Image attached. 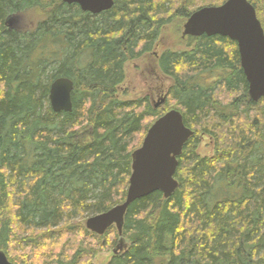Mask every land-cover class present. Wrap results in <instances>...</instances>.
Returning <instances> with one entry per match:
<instances>
[{"label":"trees","instance_id":"1","mask_svg":"<svg viewBox=\"0 0 264 264\" xmlns=\"http://www.w3.org/2000/svg\"><path fill=\"white\" fill-rule=\"evenodd\" d=\"M248 1L264 30V0ZM202 6L114 0L92 15L61 0H0V250L10 262L21 238L32 264H91L76 235L87 232L84 214L124 202L131 154L170 109L169 100L154 109L146 98L119 99L124 64L150 52L174 17L185 22ZM33 9L42 17L32 29L8 28V17ZM185 45L157 59L173 81L171 109L193 132L177 157L178 186L128 206L127 246L107 264H264V97L250 99L236 42L203 35ZM58 77L73 81L71 112L50 107ZM204 136L211 155L196 152ZM104 234L119 238L115 226ZM50 237L43 256L49 243L38 241Z\"/></svg>","mask_w":264,"mask_h":264},{"label":"water","instance_id":"2","mask_svg":"<svg viewBox=\"0 0 264 264\" xmlns=\"http://www.w3.org/2000/svg\"><path fill=\"white\" fill-rule=\"evenodd\" d=\"M67 5L77 4L83 12L98 15L110 10L114 0H61ZM222 36L237 44L240 67L247 82L250 99L257 102L264 97V31L248 0H226L217 6H203L193 11L183 24L182 37ZM49 101L55 113L72 110V81L65 77L50 85ZM165 97L161 98L160 103ZM192 135L179 111L171 110L157 119L147 130L141 145L131 154V173L125 200L106 212L90 216L86 228L98 235L114 225L120 236L121 249L124 215L136 199L154 192L168 198L178 186L174 174L177 157ZM116 253V250H114ZM0 264H12L0 251Z\"/></svg>","mask_w":264,"mask_h":264},{"label":"rangeland","instance_id":"3","mask_svg":"<svg viewBox=\"0 0 264 264\" xmlns=\"http://www.w3.org/2000/svg\"><path fill=\"white\" fill-rule=\"evenodd\" d=\"M195 1L197 2V4L203 6H212V4H209V2L220 0ZM39 15L42 17L41 13H39L37 10H29L21 16L14 15L8 17L6 25L8 26V28H16L17 30L21 27L32 29L36 22L40 20L38 19ZM183 24L184 20L182 18H178L177 16L174 17L171 23L166 24L160 29L159 37L150 52H148L147 54H143L137 59L127 61L124 64L125 80L117 88V96L119 99L133 100L146 98L147 102L153 106L154 103L161 100L162 97H165L166 102L168 100L170 101L168 102L170 105L169 108L171 109V107H173L174 102L170 100L168 95V90L173 81L171 78L160 72L157 65V59L164 50L181 51L186 49L185 38L182 37ZM162 106L159 107L161 108ZM204 139L205 140H202L197 144L196 152L201 156L211 155V153L213 154V148L211 144L207 143L208 137L204 136ZM84 215L86 216L85 219L81 220V225L83 226V228L86 219L90 217L91 214L86 213ZM79 217V214L76 215L77 219ZM77 221L78 220L74 221V223ZM54 234L55 236L57 235V233L55 232ZM92 234L94 233L88 230L86 233L83 231H79L78 233H76L77 240L80 242V246H82L81 248L91 250L94 253L92 259L90 260L91 264H107L110 257L112 256V249L114 248L117 238L109 235L105 240L103 237L105 234L102 237H97ZM71 237V235H67V237L65 238L71 240ZM19 240L20 242L18 244L15 243L12 245V260L16 264H32V253L28 252V248H32L31 243L29 244L26 241L21 242V238H19L18 241ZM114 240L115 242H113ZM38 242L43 244L49 243V250H40L41 253L46 252L42 253V255L44 256V254L47 255L52 248L54 239L53 237H50V239L48 240L40 238ZM67 242H64L62 246H60V249L63 250L65 246L67 247ZM44 261L45 260L40 259L38 261V264H44Z\"/></svg>","mask_w":264,"mask_h":264},{"label":"bare ground","instance_id":"4","mask_svg":"<svg viewBox=\"0 0 264 264\" xmlns=\"http://www.w3.org/2000/svg\"><path fill=\"white\" fill-rule=\"evenodd\" d=\"M248 2H249V1H248ZM249 3H250V2H249ZM250 4H251V3H250ZM251 5H252V4H251ZM252 6H253V5H252ZM253 8H254V6H253ZM196 10H197V9H196ZM254 10H255V8H254ZM194 11H195V10H194ZM255 14H256V11H255ZM256 17H257V16H256ZM257 19H258V18H257ZM259 22H260V21H259ZM260 24H261V23H260ZM261 27H262V25H261ZM262 29H263V28H262ZM263 31H264V30H263ZM58 78H60V77H58ZM65 78H67V77H65ZM56 79H57V78H56ZM56 79H54V80H56ZM68 79H69V78H68ZM54 80H53V81H54ZM70 80H71V79H70ZM53 81H52V82H53ZM71 81H72V80H71ZM52 82H51V83H52ZM51 83H50V85H51ZM72 84H73V81H72ZM49 88H50V86H49ZM73 89H74V84H73ZM72 92H73V90H72ZM49 94H50V89H49ZM48 99H49V95H48ZM71 100H72V93H71ZM160 101H161V100H159L158 102L154 103L153 107H154V108L159 107L160 105H162V104L165 102V99H164V101H163L162 103H160ZM49 103H50V101H49ZM50 107H51V105H50ZM171 110H175V109H171ZM171 110H170V111H171ZM176 111H178V110H176ZM70 112H71V111H70ZM168 112H169V111H168ZM168 112H166V113H168ZM59 113H60V112H59ZM166 113H165V114H166ZM165 114H163V115H165ZM163 115H162V116H163ZM162 116H160V117H162ZM160 117H158L157 119H159ZM157 119H156V120H157ZM156 120H155V121H156ZM155 121H154V122H155ZM154 122H153V123H154ZM153 123H152V124H153ZM149 128H150V127H149ZM188 129H189V128H188ZM189 130H190V129H189ZM190 131H191V130H190ZM192 134H193V132H192ZM189 138H190V137H189ZM189 138H188V139H189ZM185 143H186V142H185ZM185 143H184V144H185ZM183 146H184V145H183ZM182 148H183V147H182ZM181 153H182V151H181ZM111 226H114V225H111ZM111 226H110V227H111ZM85 227H86V226H85ZM110 227H109V228H110ZM115 228H116V227H115ZM86 229H87V228H86ZM87 230H88V229H87ZM117 232H118V231H117ZM121 238H122V240H123L122 248H121L120 250L117 249V245H118V243H119V239H120V236H119V238H118V240H117V244L115 245V247H114L113 250H112V253H113L114 255H117V254L123 252L124 249H125L126 246H127V242L125 241V239H124L122 236H121ZM114 250H116V253H114ZM0 251H2V250H0ZM2 252H3V251H2ZM3 253H4V252H3ZM4 255H5V257L7 258V256H6L5 253H4ZM7 260H8V258H7ZM8 261H9V260H8ZM9 262H10V261H9ZM10 263H12V262H10ZM12 264H14V263H12Z\"/></svg>","mask_w":264,"mask_h":264},{"label":"flooded vegetation","instance_id":"5","mask_svg":"<svg viewBox=\"0 0 264 264\" xmlns=\"http://www.w3.org/2000/svg\"><path fill=\"white\" fill-rule=\"evenodd\" d=\"M239 55V54H238ZM239 64H240V61H239Z\"/></svg>","mask_w":264,"mask_h":264}]
</instances>
